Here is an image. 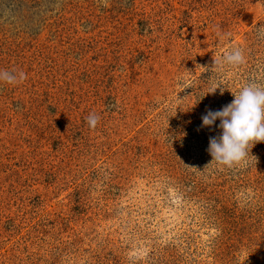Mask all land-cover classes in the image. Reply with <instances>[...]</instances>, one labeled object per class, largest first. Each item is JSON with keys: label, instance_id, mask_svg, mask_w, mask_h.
Listing matches in <instances>:
<instances>
[{"label": "rangeland", "instance_id": "rangeland-1", "mask_svg": "<svg viewBox=\"0 0 264 264\" xmlns=\"http://www.w3.org/2000/svg\"><path fill=\"white\" fill-rule=\"evenodd\" d=\"M108 4L0 0V264H264V142L205 168L201 127L264 83V0Z\"/></svg>", "mask_w": 264, "mask_h": 264}, {"label": "clouds", "instance_id": "clouds-1", "mask_svg": "<svg viewBox=\"0 0 264 264\" xmlns=\"http://www.w3.org/2000/svg\"><path fill=\"white\" fill-rule=\"evenodd\" d=\"M99 2L102 7L109 6L108 0H99ZM257 34L260 39H264V24L257 27ZM217 35H221V33L218 31ZM223 35H230V33ZM246 62L244 51L237 47L226 52L220 58L214 57L210 68L199 66L206 72L218 73L226 65L239 67ZM27 78V74L23 71L0 69V82L15 85L23 83ZM218 87L222 95L224 87L214 86L206 91L199 100L208 94H214ZM231 93L234 99L229 104L215 111L208 109L206 114L201 117V127L211 128L219 120V128L222 130L219 136L209 138L207 151L212 159L205 168L213 163L226 166L229 169L238 166L245 162L249 151L251 152L256 143L264 142V83L253 79L238 92L231 91ZM99 120L100 117L95 112L86 117V122L91 129L96 128ZM252 157L256 159V157Z\"/></svg>", "mask_w": 264, "mask_h": 264}]
</instances>
